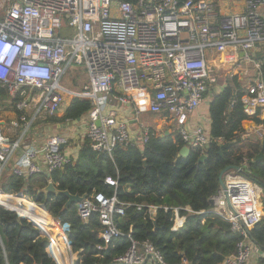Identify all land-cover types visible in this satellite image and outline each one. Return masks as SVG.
<instances>
[{
  "label": "built area",
  "instance_id": "built-area-1",
  "mask_svg": "<svg viewBox=\"0 0 264 264\" xmlns=\"http://www.w3.org/2000/svg\"><path fill=\"white\" fill-rule=\"evenodd\" d=\"M240 1L245 3L244 12L220 17L214 0H5L7 6L0 14V86L6 88L17 114L10 126L21 133L12 141L0 121V174L29 131L57 116L68 97L88 99L94 105L86 137L97 151L112 155L118 147L144 144L156 135L152 126L141 122L136 138L128 121L109 110L115 102L132 107L138 115L145 111L139 99L142 94L147 96V111L164 116L183 145L204 151L211 142L210 133L200 124L192 126L190 118L206 95L216 91L213 86L222 87L221 76L210 63L211 53L223 67L226 61L241 70L243 63L253 64L257 76L245 86L242 101L248 118L263 113L253 136L263 139L264 69L255 58V49L264 44V0ZM80 66L87 82L82 90H74L65 85V78ZM67 144L66 137L51 136L40 147H26L13 173L30 177L64 169L76 159L60 150ZM245 167L225 175L226 192L246 227L252 229L262 218L258 202L262 188L256 182L250 184ZM106 183L118 186L113 177H107ZM0 193L9 198L18 195L5 193L1 187ZM212 198L214 213L232 222L244 236L237 252L216 264H249L252 256L262 252L261 247L242 226L236 227L239 220L228 209L221 187ZM128 206L117 194L103 192L77 204L83 222L94 212L99 214L105 242L97 246L99 250L123 234L115 217L124 215ZM156 210L149 206L152 215ZM132 232L130 226V238ZM76 253L78 261L80 251ZM150 257L168 264L150 240L132 239L129 249L110 264H144ZM182 264L189 263L184 260Z\"/></svg>",
  "mask_w": 264,
  "mask_h": 264
},
{
  "label": "trees",
  "instance_id": "trees-1",
  "mask_svg": "<svg viewBox=\"0 0 264 264\" xmlns=\"http://www.w3.org/2000/svg\"><path fill=\"white\" fill-rule=\"evenodd\" d=\"M255 58L262 61L264 69V48ZM220 83L222 87L213 86L216 91L209 103L211 142L204 151L192 149L188 156L178 157L184 146L178 132L152 135L148 142L118 147L112 155L97 151L86 138L77 159L49 177L45 172L30 177L5 173L0 179L5 193L23 191L44 206L23 194L9 198L0 193L2 204L25 217L0 205V264H56L47 252L48 239L40 230L64 246V224L69 225L67 235L73 250L80 251L76 264H110L129 249L132 239L150 240L168 264H182L184 260L189 264H216L236 253L238 242L244 238L241 231L207 211L212 208L210 199L220 190L219 176L226 166L246 164V175L264 183V158L256 160L260 153L264 155V138L242 135L243 123L249 118L242 101L245 87L239 76L224 81L220 78ZM6 99L9 94L0 86V101ZM93 108L90 100L74 97L63 116H50L46 123L72 122L89 115ZM203 154L208 158L199 161ZM107 177L115 178L118 186L107 184ZM49 178L59 189L71 193L117 194L129 203L125 214L115 217L123 234L114 237L105 250H99L97 246L105 244L100 236L103 226L99 214L94 212L88 222H83L77 204L63 211L65 195L41 192ZM152 205L157 207L154 215L149 212ZM251 236L264 247V215L251 229Z\"/></svg>",
  "mask_w": 264,
  "mask_h": 264
},
{
  "label": "crops",
  "instance_id": "crops-1",
  "mask_svg": "<svg viewBox=\"0 0 264 264\" xmlns=\"http://www.w3.org/2000/svg\"><path fill=\"white\" fill-rule=\"evenodd\" d=\"M214 3L216 5V10H217L220 17L226 16V15H229L232 13H240V12L245 11V3L243 1H240V0H214ZM263 48H264L263 44L258 45L255 49V55L262 52ZM243 64L245 65V67L242 66L241 73L244 74V70L245 71L247 70L246 73H248L250 71L249 72L250 76H249V79L246 83L243 81V78L239 77L240 81L243 83V85L245 87L248 83L252 82L256 78L257 72H256L253 64H251V63H243ZM249 69H251V70H249ZM77 73L82 75L79 71ZM86 78H87V76H86ZM70 85H71V81L69 84H67V86L71 88ZM212 96H213V92H209L206 95V99L203 102L202 106L190 118V124L192 126L197 125V124L202 125L204 123L207 127V129H205V128L204 129L208 132L210 131V125H211L210 113H209V103H210ZM139 99L143 103V108L145 109V111H143V112H147V105H146L147 96L145 94H142L139 96ZM71 100H72V98H69V97L67 98V100H66L67 106H66L65 110L58 112L57 116L61 117L65 114V111H66L67 107L69 106ZM6 106L12 107V105L9 103V101H8V105L6 104ZM109 110L114 111L117 118L127 120L129 123L130 129L132 131V134L136 138L140 137L139 125L142 121H140L137 117H130V119H129L127 117L128 115H126V114L135 113V111L132 107H129L127 105H120V104L114 102L109 107ZM260 113H261L260 114L261 117L259 116L258 117L259 119L258 118H249V119L244 121V123H243L244 133L246 132L247 134H251L252 136H254L255 130L257 129V122L259 120H261V118L263 117V113L262 112H260ZM156 115L158 117L156 119V121H159V120L162 121L160 123L161 127H164L166 125L168 128L171 129L167 132L166 135H168L172 132H176V130L171 126V124L168 123V121H166L164 116L158 115V114H156ZM16 116H17V114H16L14 109H6L0 115V121L4 124V132L8 137L11 138L12 141L16 140L17 136L21 133L20 130L14 129L10 126V120L15 119ZM88 120H89V115H86L85 117H83L81 119H77V120H74L72 122H67L65 124H60V123L49 124V123L44 122V123H40V124L35 125L29 131L27 137L25 138V141L22 143L21 148L17 149L15 152H13L12 155H10V157L8 158V160L4 166V169L2 170V172L0 174V179L4 178L5 173L13 172L14 165L22 157V155L24 153V149L26 147H28V146L40 147L51 136L66 137L68 139V144L64 145V148L62 149V151L67 153V154H71L72 156H74L77 159V157L79 155V151L81 149V146H82L84 140L87 138L86 132H87ZM142 123H144V122H142ZM163 136H165V135H163ZM139 145H142V144L139 143ZM245 168H247V167H245ZM246 172H247V170L245 171V174H246ZM45 173L47 174V172H45ZM246 177L249 179L250 184L252 181L258 183L257 181L249 178L247 175H246ZM51 180L52 179L49 178L48 182ZM262 192H263V190H262ZM262 192H261V194H258L259 211H260L261 217L264 215V212H263L264 200L262 199ZM216 207H218L217 204H216ZM214 208L215 207L212 206V208L210 210H208L207 212H214L213 211ZM221 210L225 211V209H223V208H221ZM59 221H60V224H62L60 219H59ZM64 225H67L66 226L67 228L64 230V234H65L66 239H67L66 244H64V246L59 244V243L56 244L53 242V239L51 237H48L47 238L48 239L47 252H48L49 256L55 260L56 264H61V263H63V264H75V262L78 259V254L76 252H74V250L70 244L69 237L67 235V231L69 230V225L68 224H64ZM45 237H47V236H45ZM144 264H160V263H158L155 260V258L150 257ZM249 264H264V250H262L261 253L252 256L251 259L249 260Z\"/></svg>",
  "mask_w": 264,
  "mask_h": 264
},
{
  "label": "rangeland",
  "instance_id": "rangeland-1",
  "mask_svg": "<svg viewBox=\"0 0 264 264\" xmlns=\"http://www.w3.org/2000/svg\"><path fill=\"white\" fill-rule=\"evenodd\" d=\"M3 6H7V3L5 2V0H0V14H1V11L3 10ZM211 56V60H210V63L213 65L216 73L218 75L221 76V81H224L226 80L227 78L229 77H232L234 75L236 76H239L240 78H243V81L246 83L249 79V76H250V71L248 73H245L242 74L241 73V69L237 66V65H232L231 63H229V61L227 62H224L225 63V66H221V63L222 61H218L216 60L215 58V54L214 53H211L210 54ZM221 62V63H220ZM243 67H245V65L243 64ZM251 70V69H249ZM80 72L82 75H80L79 73L77 72ZM77 72H71L66 78H65V85L69 84L70 81H71V88L74 89V90H82L83 86L85 85L86 81H87V78H86V75H85V72H84V66H80L79 67V70ZM246 74V75H245ZM245 77V78H244ZM248 77V78H247ZM73 80V81H72ZM67 102V101H66ZM66 102H63L62 105L57 109V112H60V111H64L66 106H67V103ZM6 104L8 105V99L4 100V101H0V115L3 113V111H5L7 108H6ZM128 115L127 117L130 119V117H137L140 121L148 124V125H151L155 128V132L157 135H166L167 132L169 130H171L170 128H168L166 125L164 127H161L160 126V123L162 121H156V119L158 118L156 114L150 112V111H147V112H142L140 114H136V113H132V114H126ZM203 127L205 129H207L206 125L203 123L202 124ZM12 194H24L26 195V197H28L32 202L36 203V204H41L43 205L42 203H37L35 202L28 194H25L23 191L21 192H18V193H12ZM262 199L264 200V190L262 192ZM44 206V205H43ZM18 214V213H17ZM53 216V215H52ZM27 219V218H26ZM29 220V219H27ZM30 221V220H29ZM36 227V226H35ZM37 228V227H36ZM39 229V228H37ZM40 230V229H39ZM41 232V230H40ZM45 237V236H43ZM45 238H48L45 237Z\"/></svg>",
  "mask_w": 264,
  "mask_h": 264
},
{
  "label": "water",
  "instance_id": "water-1",
  "mask_svg": "<svg viewBox=\"0 0 264 264\" xmlns=\"http://www.w3.org/2000/svg\"><path fill=\"white\" fill-rule=\"evenodd\" d=\"M244 54H245V52H241V56H243ZM63 148H64V145H62V146L60 147V150H62ZM190 152H191V148H190L189 146H187V145H184V146L181 148V150L179 151L178 157H186V156H188V155L190 154ZM207 158H208V156H207L206 154H203V155H201L199 161H204V160H206ZM261 158H264L263 153H260V154L256 157V160H259V159H261ZM231 170H237V171L242 172V171H243V168H242V166H231V165L226 166V167L221 171L220 176H219L220 186H221V188L225 191V200H226V204H227L228 209H229L231 212H233V213L237 216V218H238V220H239V224H237L236 227L239 228L240 226H242V227L246 230V232L249 234V237L251 238V240H252L253 242H255L254 239H253L252 236H251V229H249V228L246 227V225H245V223H244V221H243L241 215L239 214V212L236 211V210L233 208V206H232V202H231V199H230V196H229V194L226 192V187H227V186H226V182H225V175H226L228 172H230ZM47 175L50 176V173L47 172ZM259 184H260V186H261V188H262V190H263V189H264V183H260V182H259ZM41 192H43V193H45V194H50V193H51V194H56V195H65V196L67 197V201H66V203H65L64 206H63V211H64V210H67L68 208H70L73 204H78V203L82 202L83 200H85V199L88 197V194H87V193H85V194L71 193L69 189H59V188L57 187V185L54 183L53 180L49 181L48 184H47L46 186H44V187L41 189ZM210 204H211L212 206L215 205V200H214V198H211V199H210ZM0 205H2V204L0 203ZM7 209L17 212L16 210H13V209H11V208H7ZM17 213H18V212H17ZM18 215H19V217H21V218H25V217H22L19 213H18ZM255 243L258 244L257 242H255ZM258 245H259V244H258ZM259 246L261 247L262 250H264V247H263V246H261V245H259Z\"/></svg>",
  "mask_w": 264,
  "mask_h": 264
}]
</instances>
